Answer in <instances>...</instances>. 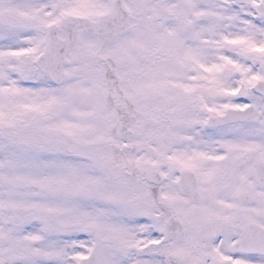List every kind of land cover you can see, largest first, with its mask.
Returning <instances> with one entry per match:
<instances>
[{
  "label": "snow or ice",
  "instance_id": "snow-or-ice-1",
  "mask_svg": "<svg viewBox=\"0 0 264 264\" xmlns=\"http://www.w3.org/2000/svg\"><path fill=\"white\" fill-rule=\"evenodd\" d=\"M0 264H264V0H0Z\"/></svg>",
  "mask_w": 264,
  "mask_h": 264
}]
</instances>
